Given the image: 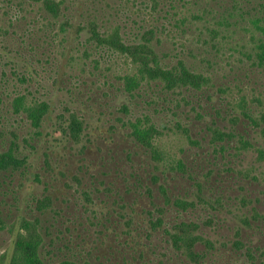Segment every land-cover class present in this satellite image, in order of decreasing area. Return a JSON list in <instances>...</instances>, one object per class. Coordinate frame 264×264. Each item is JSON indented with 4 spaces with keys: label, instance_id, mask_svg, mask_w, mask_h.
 Here are the masks:
<instances>
[{
    "label": "trees",
    "instance_id": "trees-1",
    "mask_svg": "<svg viewBox=\"0 0 264 264\" xmlns=\"http://www.w3.org/2000/svg\"><path fill=\"white\" fill-rule=\"evenodd\" d=\"M1 19L8 264H264V0H0Z\"/></svg>",
    "mask_w": 264,
    "mask_h": 264
},
{
    "label": "rangeland",
    "instance_id": "rangeland-1",
    "mask_svg": "<svg viewBox=\"0 0 264 264\" xmlns=\"http://www.w3.org/2000/svg\"><path fill=\"white\" fill-rule=\"evenodd\" d=\"M3 24L4 26L7 25V23L4 21H2V19L0 20V25ZM16 39L14 36H8V37H4V38H0V52L3 55L5 54V51H2L1 49L5 50L4 48H14V46L16 45ZM9 60V59H8ZM10 61V60H9ZM9 91H11L9 89ZM264 208V206H262ZM15 227L9 226L8 227V231L9 230H14ZM8 231H1L0 232V256H3V264H8L9 260H10V256L13 250V242H14V238H15V231H13L12 233H8Z\"/></svg>",
    "mask_w": 264,
    "mask_h": 264
}]
</instances>
